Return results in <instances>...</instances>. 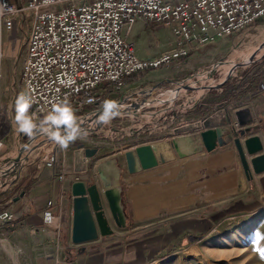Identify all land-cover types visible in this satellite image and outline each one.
I'll return each instance as SVG.
<instances>
[{
  "label": "built area",
  "instance_id": "built-area-1",
  "mask_svg": "<svg viewBox=\"0 0 264 264\" xmlns=\"http://www.w3.org/2000/svg\"><path fill=\"white\" fill-rule=\"evenodd\" d=\"M263 20L264 0H0V165L8 164L0 172V187L8 188L9 180L16 184L27 165L54 168L57 150L66 152L44 134L27 137L13 130V106L21 93L30 97V114L37 123L56 106L66 104L78 124L103 109L104 94L97 92L102 85L111 83L123 94L129 88L125 79L169 66L196 50L248 31ZM140 21L171 29L175 40L170 50L153 58H140L131 40ZM8 43L14 52L21 44L22 51L20 91L9 104L3 86ZM260 90L264 91V85ZM123 105L118 102L116 108ZM127 116H132V111ZM205 119L204 116L197 122ZM96 125L89 123L86 127L95 129ZM107 125L102 126L100 134ZM115 132L118 133L110 129L109 136ZM77 138L84 142L81 149H99L103 145L99 137L90 134ZM18 157L21 169L9 171ZM58 179L62 194L69 184L81 182L80 176L65 166ZM63 202L62 196L57 214L55 203L50 201L43 217L44 225L56 233L61 232ZM14 220L13 212L0 213V227ZM47 258L54 259V252ZM56 264L73 263L57 260Z\"/></svg>",
  "mask_w": 264,
  "mask_h": 264
},
{
  "label": "crops",
  "instance_id": "crops-1",
  "mask_svg": "<svg viewBox=\"0 0 264 264\" xmlns=\"http://www.w3.org/2000/svg\"><path fill=\"white\" fill-rule=\"evenodd\" d=\"M142 22L136 27L142 26ZM137 50L142 59L158 56L157 52L145 53L138 47ZM261 64L262 73L249 78L238 77L226 102L231 103L227 109L233 105L235 114L222 129L225 135L243 142L258 137L263 144L261 155H264V92L259 90L264 83V61ZM218 111L207 113L208 117ZM243 115H249L251 123H240ZM90 163L87 160L88 168ZM55 175L52 169L31 165L16 184L9 180L8 188L0 187V213L9 210L15 214L13 223L0 227V237L4 240L2 243L8 242L17 253L15 263L3 243L0 264H19L20 252L25 253L31 264H56L57 260L66 259L62 257L65 252L73 264H149L188 229L214 224L216 214L245 217L260 211L264 205V173L248 179L235 145L217 147L211 153L204 151L139 174L117 176V184L114 180L106 183L103 178L102 185L96 184L101 193L115 186L123 188L124 205L130 206L128 210L126 206L128 224L130 220L132 226L115 229L108 212L113 234L100 236L79 248L72 241L73 184L62 194V185ZM81 182L95 183L85 175ZM62 196L61 232L56 233L44 225L43 217L50 201L55 203L58 214ZM204 212L209 215L205 216ZM50 252H54L52 260L47 258Z\"/></svg>",
  "mask_w": 264,
  "mask_h": 264
},
{
  "label": "rangeland",
  "instance_id": "rangeland-1",
  "mask_svg": "<svg viewBox=\"0 0 264 264\" xmlns=\"http://www.w3.org/2000/svg\"><path fill=\"white\" fill-rule=\"evenodd\" d=\"M141 25L137 26L131 35V40L135 42L138 48H141L145 53L157 52L158 56L170 50L175 40L171 29L164 27V25L146 24L145 22H142ZM262 31L264 36V20L248 31L196 50L189 57L176 61L169 66L136 75L132 77V79L135 78L134 82L127 84L129 86L128 91H123V94L118 93L115 89L114 93L98 90L97 92L104 94L102 99L104 102L113 101L125 103V105L137 104L135 106L138 108L141 105L154 103V100L159 98L169 104L164 106L155 104L154 107L144 106L140 114L136 113L134 116L123 117L124 119L113 118L106 129H103L104 134H90V136L99 137L103 141V145L98 149V154L89 159L91 163L89 168L87 165V171L77 173L81 180L84 175L88 176L91 182H95L94 184L89 183L90 186L102 185L103 174L106 173H116L121 178L126 177L129 174L125 160L126 151L156 142L172 140L176 128L196 123L204 116L207 119L209 118L208 114L216 109L225 111L227 118L225 124H229L235 111L233 105L227 109V106L231 104L226 103L229 93L235 89L238 77L249 78L262 73L261 63L264 61V57L258 63L235 69L233 74L227 77V82H224L227 78L224 76L223 67L231 64L235 52L257 46V37L261 36ZM10 44L8 43L6 49L3 82L4 88L7 89L8 104L13 101L14 94H18L20 91L22 62L21 44L16 46V48L19 46L16 52ZM255 54L260 57L264 51L258 50ZM215 66L216 71L213 74L212 71ZM193 81L199 82L194 83ZM187 83H189L190 90H185L186 92L184 90L179 94L156 92L157 90H178L182 84ZM207 87L214 88L206 89ZM201 89H203L202 92ZM147 92H151L148 97L132 104L139 96L143 97ZM119 94L122 96H118ZM13 111L15 115V105ZM246 118L247 115L241 116L239 122L242 124L251 123L252 119L247 120ZM141 126H143L142 129ZM113 128L118 133L115 132L109 136L110 133L108 132ZM199 133H189L188 136L200 144L202 148L200 153H204L206 149ZM26 142L25 140L24 143ZM82 145L84 142L77 138L65 148V154L62 150L60 151L61 157L52 168L57 178L62 173L64 166L66 170L74 171V152L81 149L80 146ZM35 156L34 153L32 157ZM105 162L110 164L104 167ZM122 182L120 179V184ZM127 191L128 189L125 187V192ZM126 206L128 210L130 206L127 204ZM262 207L263 209L260 211L245 217L237 214L224 215L222 212L216 214L217 221L214 224H205L201 229H188L162 250V255L159 258L149 264H264V205ZM207 214L204 212L205 216ZM213 215L215 216V213ZM131 223L129 220L126 228L132 226ZM114 226L115 229L118 228L115 222ZM2 241L4 240L0 237L1 248H3L2 244L4 243L11 258L16 263V251L8 242L2 243ZM65 256L68 259L66 252L62 257L65 258ZM68 260L65 262L71 263V259ZM18 262L19 264H31L24 252L18 253Z\"/></svg>",
  "mask_w": 264,
  "mask_h": 264
},
{
  "label": "water",
  "instance_id": "water-1",
  "mask_svg": "<svg viewBox=\"0 0 264 264\" xmlns=\"http://www.w3.org/2000/svg\"><path fill=\"white\" fill-rule=\"evenodd\" d=\"M264 54L258 57L253 55L250 61L233 63L235 69L245 66H250L262 60ZM216 71L214 67L212 73ZM228 78L224 82H227ZM197 83L199 81H193ZM189 83L182 84L178 90H157L156 92L177 93L183 90H190ZM214 87H207L211 89ZM151 92L145 93L143 97L139 96L135 102H140L142 99L148 97ZM120 105V104H119ZM133 107L130 105L118 106L115 108L114 118L120 116H127L132 111ZM103 109L96 111L90 116H86L78 124V135L100 134V129L104 124L99 123V116ZM97 123L95 129L86 127L89 123ZM225 123V111L220 110L214 115L205 119L202 122L191 123L183 125L174 130L175 136L172 140L152 143L151 145L140 146L130 149L125 152V160L127 164L128 173L130 175L139 174L159 166L174 162L177 159H186L199 154L202 151L199 143H196L189 133L200 132L201 141L208 153L216 150L217 147H226L231 144L235 148L240 157L241 164L248 179H252L253 175H260L264 173V155L263 144L258 137H252L244 142L239 139L225 135L223 126ZM34 140L27 143L23 151H26ZM198 146H197V145ZM196 145V147H195ZM61 150H57L58 159L61 157ZM98 149H79L74 152V171L76 173H84L87 171V160L94 158L98 154ZM249 157H252L249 160ZM20 157L16 158V162ZM61 159V158H60ZM8 164L0 165V172L5 170ZM123 188L115 186L108 188L101 193L97 185H86L83 182L74 183L72 185L73 197V227H72V241L76 246H81L89 242L96 241L101 237H107L113 234L111 229L108 212L114 220L116 226L121 229L127 227V215L124 209Z\"/></svg>",
  "mask_w": 264,
  "mask_h": 264
},
{
  "label": "clouds",
  "instance_id": "clouds-1",
  "mask_svg": "<svg viewBox=\"0 0 264 264\" xmlns=\"http://www.w3.org/2000/svg\"><path fill=\"white\" fill-rule=\"evenodd\" d=\"M31 107L30 97L21 93L15 103L13 130L16 133L27 137L41 133L64 148L77 139L79 130L74 113L69 106L66 104L56 106L39 123L34 119V115L30 114ZM102 107L103 111L99 116V123L108 124L115 115L116 103L106 101Z\"/></svg>",
  "mask_w": 264,
  "mask_h": 264
},
{
  "label": "bare ground",
  "instance_id": "bare-ground-1",
  "mask_svg": "<svg viewBox=\"0 0 264 264\" xmlns=\"http://www.w3.org/2000/svg\"><path fill=\"white\" fill-rule=\"evenodd\" d=\"M261 36H258L257 37V41H258V44H257V46H254V47H252V48H249V49H247V50H244V51H237V52H235V54H234V56H233V59H232V61H231V64L230 65H228V66H224L223 67V69H224V71H225V77L227 78V77H229L230 75H232L233 74V69L232 68H234V64L235 63H238V61H240V62H247V61H250V59H251V57L253 56V55H255V53L258 51V50H260L261 52H263L264 51V36H263V31H262V33L260 34ZM256 41V42H257ZM263 44V45H262ZM255 45V44H254ZM257 47H259V48H257ZM12 53V52H11ZM234 63V64H233ZM222 68V67H221ZM185 91V90H184ZM203 91V89H201V92ZM186 92V91H185ZM181 93V92H180ZM177 94H179V92H177ZM132 104H135V103H132ZM155 104H157V106H158V104H162L163 106L164 105H168L169 103H167V102H165V101H161L159 98H158V100H154V103L153 102H151V103H149L148 105H141V106H139L138 108H136V106L135 105H137V104H135V105H130L131 107H133V112H132V116H134V114H140L141 113V109L144 107V106H153L154 107V105ZM161 105V106H162ZM197 145V144H196ZM196 145H195V147H196ZM54 146V144L52 145V147ZM198 146V145H197ZM33 152V151H32ZM110 163L109 162H105L104 163V167H107L108 165H109ZM16 168H19V169H21V162L20 161H18V162H16V163H12L11 165H10V167H9V171H11L12 169H16ZM117 174H115V173H106L105 175H104V180H105V182L106 183H109L111 180H114V184H117Z\"/></svg>",
  "mask_w": 264,
  "mask_h": 264
},
{
  "label": "trees",
  "instance_id": "trees-1",
  "mask_svg": "<svg viewBox=\"0 0 264 264\" xmlns=\"http://www.w3.org/2000/svg\"><path fill=\"white\" fill-rule=\"evenodd\" d=\"M134 79L127 78V79H125V83L126 84H131V83L134 82ZM100 89L103 90L105 93H107V92H113L114 91V87H113V85L111 83H106V84L102 85L101 87H99L98 90H100ZM124 209H125V212H126V215H127L126 205H124ZM127 219H128V216H127Z\"/></svg>",
  "mask_w": 264,
  "mask_h": 264
}]
</instances>
